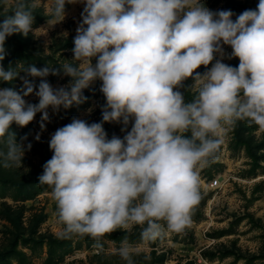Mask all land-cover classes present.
<instances>
[{
  "label": "clouds",
  "instance_id": "1",
  "mask_svg": "<svg viewBox=\"0 0 264 264\" xmlns=\"http://www.w3.org/2000/svg\"><path fill=\"white\" fill-rule=\"evenodd\" d=\"M4 3L11 14L0 21V61L7 37L33 31L37 7ZM66 3L84 5L71 49L79 63L22 69L40 78L62 72L70 77L66 86L21 78L19 91L0 87V138L8 135L3 166L22 167L31 148L9 134L13 123L27 126L40 113L43 128L49 107L83 103V91L99 80L101 122L74 117L58 128L38 176L56 203L59 237L88 236L99 248L106 234L135 226L145 243L184 234L202 199L200 172L218 159L222 134L238 121L264 133V0L235 20L231 10L213 12L201 0H52L50 28L64 19ZM224 45L237 66L217 59ZM201 66L203 73L196 71ZM20 72L0 64V81L11 83ZM189 79L195 95L186 102L181 89ZM33 92L35 104L24 99ZM105 122L121 124L125 135L108 138ZM117 254L134 264L136 249L127 242Z\"/></svg>",
  "mask_w": 264,
  "mask_h": 264
},
{
  "label": "rangeland",
  "instance_id": "2",
  "mask_svg": "<svg viewBox=\"0 0 264 264\" xmlns=\"http://www.w3.org/2000/svg\"><path fill=\"white\" fill-rule=\"evenodd\" d=\"M259 0H201L213 12L231 10L236 19L244 10H255ZM37 7L33 11V31L27 37L13 34L7 37V55L0 64L20 72L11 83L0 81V87L21 90L26 78L38 85L46 79L53 88L66 86L70 77L62 72L45 78L27 76L22 69H59L65 63L78 65L72 59L73 37L81 22L83 3L65 5L64 19L50 28L54 17L49 15L52 0H29ZM10 12L0 0V15ZM3 20V19H2ZM0 18V21H2ZM222 62L237 66L238 58L229 59L231 47L223 46ZM28 55L19 56V53ZM95 63V60H93ZM208 67H211L209 65ZM201 66L196 71L203 73ZM97 80L83 91L87 99L65 109L53 112L43 121L37 113L27 126L13 123L9 134L17 142L31 144L22 158V167H4L0 157V264H127L117 254L124 242L136 249L134 264H264V133L257 135L255 125L238 121L233 129L222 134L223 143L218 159L200 172L202 199L192 216V225L182 235L167 234L154 243H145L140 227L129 231L117 230L106 234L96 247L88 236L62 239V225L56 217V203L51 189L38 183L43 165L52 156L49 148L51 135L75 118L90 123L101 116L105 98ZM185 101L195 95L194 82L185 81ZM24 99L37 103L34 92ZM118 123H108V138L123 137L125 131ZM129 124L128 128L130 129ZM37 137H39L37 139ZM8 135L0 138V152H7ZM218 178L219 186L210 188L208 180Z\"/></svg>",
  "mask_w": 264,
  "mask_h": 264
},
{
  "label": "trees",
  "instance_id": "3",
  "mask_svg": "<svg viewBox=\"0 0 264 264\" xmlns=\"http://www.w3.org/2000/svg\"><path fill=\"white\" fill-rule=\"evenodd\" d=\"M10 14H11V12H8V13H6V14H2V15H0L1 20L4 19L6 16H8V15H10ZM24 55H25L24 58H26V59L29 58L27 54H23L22 52L19 53V56H22V57H23ZM101 120H102V115H101L99 118H97V119H95V120H92L90 123H93V122H101ZM107 126H108V122L103 123V127H104V129H106Z\"/></svg>",
  "mask_w": 264,
  "mask_h": 264
},
{
  "label": "built area",
  "instance_id": "4",
  "mask_svg": "<svg viewBox=\"0 0 264 264\" xmlns=\"http://www.w3.org/2000/svg\"><path fill=\"white\" fill-rule=\"evenodd\" d=\"M210 188L216 189L219 186L218 178L214 177L208 180Z\"/></svg>",
  "mask_w": 264,
  "mask_h": 264
}]
</instances>
